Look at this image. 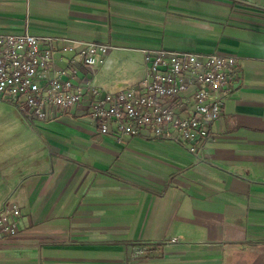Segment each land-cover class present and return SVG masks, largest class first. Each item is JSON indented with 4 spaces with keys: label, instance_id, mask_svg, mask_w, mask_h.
I'll return each mask as SVG.
<instances>
[{
    "label": "crops",
    "instance_id": "crops-1",
    "mask_svg": "<svg viewBox=\"0 0 264 264\" xmlns=\"http://www.w3.org/2000/svg\"><path fill=\"white\" fill-rule=\"evenodd\" d=\"M24 31L108 91L142 78L143 48L233 56L240 75L200 161L100 133L86 93L30 125L0 97V209L20 211L0 264H264V0H0V34ZM72 39L112 49L89 69Z\"/></svg>",
    "mask_w": 264,
    "mask_h": 264
},
{
    "label": "built area",
    "instance_id": "built-area-1",
    "mask_svg": "<svg viewBox=\"0 0 264 264\" xmlns=\"http://www.w3.org/2000/svg\"><path fill=\"white\" fill-rule=\"evenodd\" d=\"M55 41L53 36L26 31L0 34V97L28 125L78 105L86 93L91 118L100 133L121 139L146 131L150 137L181 145L196 161L203 160L201 145L210 137V127L221 115L240 75L236 57L143 48L142 78L108 91L86 78L83 83L74 80L76 69H56ZM63 49L76 51L82 66L92 69L112 46L72 39ZM19 212L12 201L2 203L0 240L16 232Z\"/></svg>",
    "mask_w": 264,
    "mask_h": 264
}]
</instances>
